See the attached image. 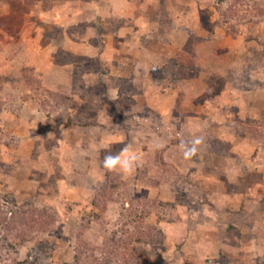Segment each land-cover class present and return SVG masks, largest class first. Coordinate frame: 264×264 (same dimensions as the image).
<instances>
[{"label":"rangeland","instance_id":"1","mask_svg":"<svg viewBox=\"0 0 264 264\" xmlns=\"http://www.w3.org/2000/svg\"><path fill=\"white\" fill-rule=\"evenodd\" d=\"M41 2L0 0V264L71 263L78 251L94 247L90 255L99 258L106 238L118 247L112 264H264V172L255 167L264 163V109L247 117L238 113L236 103L221 99L225 94L237 100L249 90L264 89V0H148L143 34L122 40L143 55L145 67L132 74L133 80L119 76L113 83L117 96L139 99L132 122L137 132H77L70 138H63L67 132H51L64 141L56 151L49 132L25 128L33 127L31 119H40L39 109L44 128L57 127L60 122L51 114L68 98L44 86L35 56H22L25 36L36 23L33 5ZM22 14L32 18L25 36ZM120 17L117 28L130 19ZM114 27L109 22L101 34L113 46ZM43 43L55 53L48 59L54 64L80 60L60 52L58 41ZM137 50L155 54L147 57ZM216 79L223 85L212 101ZM152 94L171 99V107L182 98L177 106L200 117L203 132L195 122L190 132H179L174 117L179 108L169 121L161 101L148 113L145 104ZM244 110L252 112L249 106ZM159 124L164 131L151 132ZM220 124L235 132H215ZM220 133L225 138H217ZM194 136H204L205 143L197 157L185 160L179 144ZM239 137L252 146L244 147L243 156L232 150ZM104 145L113 154L129 146L142 165L129 177L109 172L101 166L108 151ZM227 157L236 165L228 172L217 174L208 167L210 158ZM246 159L254 165L243 166ZM200 171L235 180L217 186L203 181ZM221 191L242 196L227 204L220 200ZM248 201L254 206L251 215Z\"/></svg>","mask_w":264,"mask_h":264},{"label":"crops","instance_id":"2","mask_svg":"<svg viewBox=\"0 0 264 264\" xmlns=\"http://www.w3.org/2000/svg\"><path fill=\"white\" fill-rule=\"evenodd\" d=\"M41 1L43 2L33 5L37 14L35 16L36 23L34 22L32 24L35 26L32 30L33 32L31 31L30 34L27 33V36H25V30L31 25L32 18L30 19L26 14L24 16L22 14L21 34L26 38L25 53H22V56L24 59L28 57L33 58V56H35V66L41 68L44 73V86L58 93L68 94V98L65 107L51 114V116H54V121L60 122L57 127L52 129L44 128L45 124L41 121V115L44 113L39 109L37 113L40 115V119H31L32 121H30V123L32 122L34 128L31 125L26 126V131L49 132L46 134L47 138L50 140L49 143L51 142V144H53L52 138H54L57 143L53 146L54 148L56 147L54 151L58 149L57 146H59V142L64 143L63 138H70L77 132H137V125L132 122L133 116L139 114L140 111L138 107L139 99H128L123 95L117 96L116 88L118 87L113 83L117 78L119 81V76L120 78L131 77L133 80L132 74H137L139 69H144L145 67L142 65L144 64L143 61L140 60V55L142 54L131 50L127 46V42L124 41H127V38L129 41H133V39L136 40L135 38L138 39L141 32L143 34V27L141 26L145 25V22H147L146 18L143 16V12L146 11L150 2L148 3V0H50L51 2L46 5L44 0ZM137 2H139L138 7L136 4ZM116 15L119 18H121L120 15L122 17H129L128 24L130 25L126 24L124 27L121 25L117 28L119 25L117 24V19L118 21H121V19L119 20L118 17L117 19L112 18ZM109 22L111 25H115L113 31L114 46L108 43L110 42L108 38L101 36L105 26H108ZM82 24H87V27H83ZM126 29L130 31L125 32L124 30ZM126 33H128V37L123 36L126 35ZM47 39H50V42L52 41V43H50L51 45L55 41H58V50L60 52H62L61 50L65 51V56H71V58L73 57L76 59L80 58V60L72 62L65 61L66 63H61V65L54 64L50 62V60L48 61L49 57L55 53L48 48H42L43 46H40L43 45L44 40ZM31 41H33L34 44H32ZM91 42H93L92 45ZM137 51L146 53L147 57H153L155 54L154 52L149 54L150 52L146 50ZM157 57L160 59L159 56ZM101 63L105 64L104 68H101ZM98 68H100L101 71H105L103 76ZM74 72H77V75L75 74L77 77H73ZM247 92L248 96L238 97L236 98L237 100L233 98L234 96L228 98L225 94H223L221 99L226 103L230 102L232 105L236 103L239 109L242 107V111L238 109V113H241L240 115H246L247 117H250V115H258L260 111L264 109V89L257 87L253 89V91L249 90ZM181 99L175 100V104L171 107V104L169 105L171 99L165 97L159 98V96H153L152 94V96L147 99L145 108L148 113L153 112L150 111V109L153 108V104H160L162 102L161 104L165 107L162 108L161 113H163V117H166L168 120L170 119L171 111L173 112L179 108L174 115L178 122H180L178 125L179 132H185L187 130L190 132V124L193 122L196 124L199 123L202 129L201 132H203L205 126L204 121L200 117L188 114L187 110L177 106V102L179 105ZM247 106H249V109H252V112H245L244 109H246ZM148 107H150V109ZM35 111H37L36 108ZM37 113L35 118L37 117ZM218 114H220V112H218ZM220 118L221 117L218 115L216 119L218 123L222 121V118ZM166 119H163L164 123L167 121ZM116 121H119L118 127L116 126ZM116 127L117 130L115 129ZM217 128L215 132H235L232 127L225 126L224 124H220ZM163 131V125L161 126V124H159L157 127L153 126L151 132ZM51 132L67 133L62 138ZM123 135H125V133ZM123 135L120 134L119 137H123ZM222 135L223 134L217 136V138H225ZM124 137H126V135ZM244 147L252 148L248 140L243 137L235 138V142H232V150L238 151L241 156L245 155V153H241ZM209 160L208 167L216 171L217 174H219L218 172L221 171V169L227 170L226 172H228L230 169L236 167L235 162H233V159L230 157H227V159H217V161L216 159L214 160V158H210ZM244 161L246 162L247 159ZM245 162H243V166L250 167V165H254V163L247 164L249 162H246L247 165H245ZM255 167L263 169L262 171L264 172V163L258 164L257 166L255 165ZM201 168L203 169L202 166ZM201 175L203 181H211L217 186L225 182L227 184L230 182L232 183L234 179V176H229V174H226L223 178L221 175L211 176L208 172L206 174L205 172H201ZM216 193L215 195L218 196V191ZM220 193L224 194L221 195L220 200H226L224 202L227 204H232V200H237L238 202V199L242 196V194L234 195L223 193L222 191ZM261 197H264V195ZM249 202L250 201H248L247 213L251 215V210L254 206L251 204L250 208Z\"/></svg>","mask_w":264,"mask_h":264},{"label":"clouds","instance_id":"3","mask_svg":"<svg viewBox=\"0 0 264 264\" xmlns=\"http://www.w3.org/2000/svg\"><path fill=\"white\" fill-rule=\"evenodd\" d=\"M204 143V136H194L188 141H181L179 149L182 152L183 158L185 160H192L194 157H197ZM103 149L108 151L101 161V166L109 172H119L123 176L129 177L134 175L137 168L142 165L140 154L132 151L129 146L123 147L115 154L110 151L108 145H104Z\"/></svg>","mask_w":264,"mask_h":264},{"label":"trees","instance_id":"4","mask_svg":"<svg viewBox=\"0 0 264 264\" xmlns=\"http://www.w3.org/2000/svg\"><path fill=\"white\" fill-rule=\"evenodd\" d=\"M222 2L223 0H219ZM214 86V90L211 92L209 97L211 98L212 101L213 97L218 96L220 94L222 85H223V80L222 79H216L212 81ZM216 83V84H215ZM255 123H259V121H255ZM250 134L254 132H250L251 130H248ZM104 248H99L101 255L98 257H94V251L97 249L94 247L90 252H85V251H78L76 255L73 258V262H66L64 264H112L110 261V258L115 255L117 257L119 255V252L117 251V244L113 239H108L106 238L102 244ZM12 246V245H11ZM91 249V247H89ZM86 251H88L87 246L85 247ZM93 253V255H90V253ZM92 256V257H91ZM112 259V258H111ZM19 264H23V262H19Z\"/></svg>","mask_w":264,"mask_h":264}]
</instances>
